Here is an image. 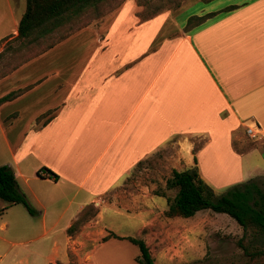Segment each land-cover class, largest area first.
Returning a JSON list of instances; mask_svg holds the SVG:
<instances>
[{"label": "crops", "instance_id": "1", "mask_svg": "<svg viewBox=\"0 0 264 264\" xmlns=\"http://www.w3.org/2000/svg\"><path fill=\"white\" fill-rule=\"evenodd\" d=\"M232 5L238 8L220 13ZM218 9L207 12L219 14L191 32L173 20L177 34L172 36L163 33L174 17L171 13L143 22L153 23L144 45L156 41L158 47L138 65L144 54L135 44L130 57L128 49L120 50L111 66L112 45L118 38L122 42L123 35L116 33L120 29L116 21L85 67H76L77 54L70 62L61 55L85 33L98 39L90 27L34 55L23 40L18 49L19 45L10 48L9 57L0 63V67L11 63L0 75V99L8 96L0 103L1 132L6 138L14 135L24 114L30 113L32 124L15 135L28 137L25 143L40 141L39 156L51 159L39 169H51L59 179L50 180L83 193L81 212L91 204L98 208L95 219L75 237L68 229L81 212L72 218L63 257H53L59 245L54 241L42 264H69V249L77 253L79 264H139L140 247L129 238L143 240L155 264L206 262L209 234L219 230L215 219L225 213L207 209L188 218L168 217L170 195L143 187L128 190L125 185L141 162L175 137H184L181 154L188 168L193 167L190 135L229 136L240 164L237 181L264 175V137L245 151L233 144L248 125L264 129V0ZM14 36L19 38L18 29ZM13 145L17 150L22 144ZM96 151L97 156L90 154ZM203 179L211 184L209 178ZM100 200L120 221L105 219Z\"/></svg>", "mask_w": 264, "mask_h": 264}, {"label": "rangeland", "instance_id": "2", "mask_svg": "<svg viewBox=\"0 0 264 264\" xmlns=\"http://www.w3.org/2000/svg\"><path fill=\"white\" fill-rule=\"evenodd\" d=\"M239 2L242 3L244 0H103L89 6L80 15L63 21L59 27L42 37H39L40 32L36 31L30 38L23 39L14 36V32L17 31L19 21L25 12L26 0H0V49L5 47V50L0 53V63H5L6 58L9 57V51L19 45L22 40L27 46L32 47V55H34L83 28L90 27L96 31L98 39H93L90 34L85 33L80 40L75 41L76 43L63 48L61 55L63 61L70 62V58L77 54L76 67H85L87 60L91 59L97 51L101 42L100 38L106 36L110 26L116 21L115 24L120 28L116 33L119 36V33L123 32V35L120 37L122 42L118 38L112 45L111 66H115L114 62L119 58L117 55L121 52L120 50L124 52L128 49L127 57H130L131 49L135 47V44L141 47L144 54L143 58L136 63L138 65L150 58L158 47L156 41L148 46L144 45L152 31L153 23L150 22L148 25L142 24L143 22L155 20L161 14L171 13L174 17L165 25L163 33L165 37L172 36L177 34L173 29V20L184 26L193 15H204L207 12L219 10L218 8L227 4ZM143 45L145 49H142ZM101 59L102 56L98 55L97 62ZM10 66L11 63L0 67V75L7 72ZM28 118H30V113H25L14 135L7 137L12 145L22 144L17 150L7 141L0 128V166L13 167L17 173L20 190L36 210V215H31L23 204H9L0 199V264H42L50 253L54 241H57L59 245L53 252V257L62 258L65 253L67 224L72 218L78 216L81 212L80 204L84 202L83 193H76L63 182L56 183L54 180L38 176L39 168L44 162H49L48 159L51 157L47 155L45 161V158L39 156L41 147L38 146V142L40 141H27L26 144L25 140L28 137L15 135L19 131L23 133L26 124H32L33 121ZM187 138L193 145L194 160L191 157V161H195L196 155L201 177L209 178L211 182L209 185L218 196L226 194L232 186L244 183L237 181V178L241 176L240 164L229 146V136L222 134H215L212 137L190 135ZM209 138L213 140L211 144ZM184 140V137H175L144 160L136 170L130 173L126 184L128 186L125 185V188L139 191L143 187L149 191L174 197L177 189H168L167 180L172 176L173 170L188 169L187 158L182 156L180 149L181 142ZM259 140L251 138L244 130L237 135L233 144L238 151H245L257 146ZM199 147L200 149L197 150ZM90 154L97 156L99 152ZM53 166L55 169L58 168L56 163ZM257 181L264 190V175ZM100 204L102 205L100 210L103 211L106 220L120 221L119 215L103 206V200L99 201L98 205ZM83 211L87 213L84 219L77 224ZM83 211L74 222L76 228L72 232L68 231V234L73 237L85 223L95 219L98 208L91 204ZM224 215L215 219L219 230L209 234V252L203 264H264V256L255 258L250 255L257 249L264 248V232L250 228L244 234L243 228L235 219L227 214ZM43 225H46V229ZM240 239H243L250 251L248 254L239 245ZM68 257L69 264H79L75 251L69 249ZM57 264L66 263L58 261Z\"/></svg>", "mask_w": 264, "mask_h": 264}, {"label": "trees", "instance_id": "3", "mask_svg": "<svg viewBox=\"0 0 264 264\" xmlns=\"http://www.w3.org/2000/svg\"><path fill=\"white\" fill-rule=\"evenodd\" d=\"M103 0H26V9L18 24V37L30 38L36 31L39 37L52 32L63 21L73 16L80 15L89 6L98 4ZM253 0H245V4ZM238 8L232 5L220 11L228 13ZM219 12L204 15L191 16L185 25V32H191L202 26L209 19L214 18ZM130 66V65H129ZM8 96L0 99V103L7 100ZM202 146V145H201ZM200 146V147H201ZM200 147L197 149L199 150ZM142 162L139 164L141 165ZM46 176L40 174V178L59 179V175L51 169ZM168 189H177L174 197L167 196L168 217H192L197 212L210 209L217 213H225L235 219L243 228L244 234L250 228L264 232V190L260 187L257 179H250L244 183L232 186L226 194L218 196L213 188L201 177L198 169V160L195 155V166L186 170H173L172 176L167 180ZM0 199L9 204H23L31 215H36V210L31 206L25 194L20 190L15 170L10 165L0 166ZM87 211H83L77 220L84 219ZM76 223L69 227L72 232ZM118 237L116 235H112ZM137 244L141 250V256L137 258L139 264H155L151 252L143 240L129 238ZM239 245L248 254L250 251L245 246L243 239ZM252 257H263L264 248L257 249L250 254Z\"/></svg>", "mask_w": 264, "mask_h": 264}, {"label": "built area", "instance_id": "4", "mask_svg": "<svg viewBox=\"0 0 264 264\" xmlns=\"http://www.w3.org/2000/svg\"><path fill=\"white\" fill-rule=\"evenodd\" d=\"M246 133L255 139H261L264 137V129L258 127L257 125H248L246 127ZM42 176H46L47 172L45 170H40Z\"/></svg>", "mask_w": 264, "mask_h": 264}]
</instances>
